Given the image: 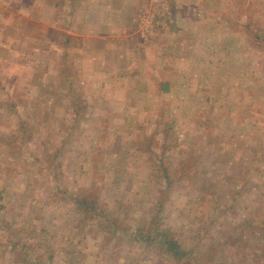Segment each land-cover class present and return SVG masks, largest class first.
<instances>
[{"label":"rangeland","instance_id":"obj_1","mask_svg":"<svg viewBox=\"0 0 264 264\" xmlns=\"http://www.w3.org/2000/svg\"><path fill=\"white\" fill-rule=\"evenodd\" d=\"M171 2L136 11L140 41L171 31ZM22 4L0 0V264H264V0H229L225 64L194 52L183 89L120 99L66 77L63 17L47 34ZM151 219L194 261L162 260Z\"/></svg>","mask_w":264,"mask_h":264},{"label":"crops","instance_id":"obj_2","mask_svg":"<svg viewBox=\"0 0 264 264\" xmlns=\"http://www.w3.org/2000/svg\"><path fill=\"white\" fill-rule=\"evenodd\" d=\"M22 2V5H28L24 9L26 13L16 12L12 15L27 19L42 16L46 23L43 30L47 34L50 33V24L55 21V16L63 17L64 20L60 23L63 37L58 48L72 58L64 59L63 64L61 63L65 66V76L67 77L66 66L70 65L68 71L71 72L72 64L88 95L93 97L110 94V91L118 99L139 96L141 92L142 96H150V93L145 94L144 91H152L154 95L176 92V89L184 87V66L190 65L194 52L207 57L208 60L204 61L202 58V62L209 67L220 66L226 63L229 55L225 35L232 33L230 38L233 41L237 37L234 35L236 32L228 30L225 25L228 22L225 18L229 0H172V29L169 33L162 32L150 44L135 36L134 21L136 11L147 4L148 0ZM10 26V33H19V27L11 23ZM0 27L2 38V32H7L9 24L3 23ZM25 32L29 36L27 40L32 37L34 41L35 36H31L34 30L26 27ZM14 41L15 38L12 39ZM5 44L6 41H0V48H4ZM240 45L242 50L246 46L245 43ZM215 48L217 50L214 51ZM172 64H177L178 67L173 68L170 66ZM165 85L167 91H164ZM96 88L107 93L97 94ZM112 111L115 112V109Z\"/></svg>","mask_w":264,"mask_h":264},{"label":"trees","instance_id":"obj_3","mask_svg":"<svg viewBox=\"0 0 264 264\" xmlns=\"http://www.w3.org/2000/svg\"><path fill=\"white\" fill-rule=\"evenodd\" d=\"M166 87V85H165ZM164 91H167V87ZM168 176L165 175V179L167 181V184L170 183ZM72 200L75 202V204L82 209L83 213L86 215H89L90 217H96L100 216L102 217V214L95 215L94 211V205L96 203L95 198L90 199L88 196H75L72 197ZM159 213V212H158ZM154 222L152 219L150 220V226L151 229L146 232V234L143 236L144 242L150 245H157L156 249L158 250V254L160 258L164 261H170V260H192L193 253L191 251H187L182 249L177 240H174L171 236V231L169 228H165L163 226H158L155 222V224L152 226ZM141 239V238H140ZM11 244V247L9 246ZM6 248L12 251L15 249V245H13L11 242H8L5 244ZM24 251L26 247H21ZM24 264H35L34 258L30 255L24 254ZM16 257H19L18 255Z\"/></svg>","mask_w":264,"mask_h":264}]
</instances>
